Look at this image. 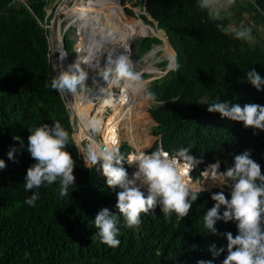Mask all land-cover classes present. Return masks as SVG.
I'll return each instance as SVG.
<instances>
[{
    "label": "trees",
    "instance_id": "trees-1",
    "mask_svg": "<svg viewBox=\"0 0 264 264\" xmlns=\"http://www.w3.org/2000/svg\"><path fill=\"white\" fill-rule=\"evenodd\" d=\"M27 2L0 0V159L7 165L0 169V264H197L200 260L221 264L226 252L214 257L209 248L226 246V238L211 234L203 216L215 203L211 194L222 190L230 199V189L213 187L210 178L199 184L190 177L196 187L213 188L200 194L187 217L180 219L173 213L166 218L157 207L141 214L138 229L126 227L115 208L119 189L109 188L102 172L85 166L73 137L69 109L62 94L51 87L55 76L48 33L39 22L48 4ZM145 7L146 13L140 16L150 26L156 21L166 32L180 66L153 80L148 89L157 98L149 107L157 124L150 130L156 139L148 151L163 148L175 154L188 148L190 154L203 159L195 169L198 179L205 164L206 168L220 161L225 169L235 155L250 150L264 174V131L209 113L208 105L201 103L264 106V90L257 91L246 78V72L253 69L264 78V39L260 36L263 42L248 43L217 27L235 20L264 26V0H235L231 16L221 21L211 20L198 7V0H146ZM162 42L155 35L143 37L137 55ZM168 63V59L160 62L162 66ZM57 121L69 133L65 150L75 161V185L65 197L59 195V182L25 191L27 169L35 163L27 152L29 129L51 127ZM14 136L23 139L22 149ZM12 146L20 149L18 162L8 159ZM119 148L125 156L133 150L126 141ZM33 191L39 199L29 206L25 201ZM105 207L118 216L120 244L115 248L95 235V216ZM215 227L220 234H237L234 222L220 220Z\"/></svg>",
    "mask_w": 264,
    "mask_h": 264
},
{
    "label": "clouds",
    "instance_id": "clouds-1",
    "mask_svg": "<svg viewBox=\"0 0 264 264\" xmlns=\"http://www.w3.org/2000/svg\"><path fill=\"white\" fill-rule=\"evenodd\" d=\"M234 4L235 0H198V7L206 11L213 21L231 16L230 10ZM93 19L91 36L84 54L66 69L61 64L59 74L51 82L52 89L61 94H77L86 87L91 71L95 73L93 85L101 94L107 95L105 102L108 104L113 103V90L117 88L120 90L119 102L127 103L136 97L147 101L144 103L146 106L149 101L157 102L155 93L148 90L142 73L136 70L130 58L124 54L113 55L109 51L108 46L116 39L114 29ZM217 27L225 34H233L238 40L253 42L251 27H236L232 24L224 26L219 23ZM179 67L176 57L171 56L167 70L175 71ZM246 78L257 91L264 90V78L255 69L247 71ZM201 103L208 105L209 113H219L222 118L242 123L244 128L264 131V106L260 104ZM87 126L95 133L101 131L99 120H90ZM29 132L27 152L35 163L27 169L25 191L59 182L60 197L67 196L69 187L75 185V161L65 150L69 141L68 131L57 121L51 127L45 124L34 130L29 129ZM13 139L19 141L20 149L24 147L21 137L14 136ZM120 146L117 139H112L108 146L93 142L84 149L78 148L85 166L102 172L109 188L119 189L116 192L115 208L123 216L126 227L138 229L142 223L141 214L155 211L157 207L161 208L166 218L175 213L183 219L189 215L192 203L202 192L214 186L221 189L227 187L230 189V199L222 190L212 193L211 199L215 203L203 216L204 227L213 235H223L227 241L226 246L218 250L215 244L211 245L209 251L214 257L226 252L221 264H264V174L260 164L251 158L250 150L235 155L232 165L225 169L220 161L210 163L206 168L205 164L199 183L206 177L214 184L213 187L205 188L196 187L190 181V173L203 163V159L190 154L188 148H181L175 154L158 148L154 152L148 151L150 154L143 150L132 155L137 152L134 148L125 156ZM20 149L12 146L7 153L8 159L18 162L16 154ZM125 164L135 170L129 174L131 168L127 170ZM6 167V162L0 159V169ZM191 178L196 180L194 176ZM38 199L39 193L33 191L25 203L35 206ZM222 206L224 211L221 214ZM220 220L225 223L234 222L237 234L233 236L230 231L218 233L215 225ZM94 225L98 229L95 235L101 243L113 248L119 246L117 213L107 207L102 208L95 216ZM197 264H212V261L200 260Z\"/></svg>",
    "mask_w": 264,
    "mask_h": 264
},
{
    "label": "built area",
    "instance_id": "built-area-1",
    "mask_svg": "<svg viewBox=\"0 0 264 264\" xmlns=\"http://www.w3.org/2000/svg\"><path fill=\"white\" fill-rule=\"evenodd\" d=\"M27 4L28 0H17ZM46 2L48 6L46 7V15L43 20L39 19L40 24L47 30L48 40H49V61L51 67L54 71V76L56 77L60 70L61 66L66 69L69 64L74 63L77 60V57L84 54V50L88 44L89 38L91 36L93 18L98 19L101 24H108L110 28L114 29V35L119 36L118 27L110 25L113 19V16L117 14L118 11L123 12L125 16L141 19V14L146 13L145 3L146 0H40ZM78 3H81L83 7H93L94 14L97 17H90L86 14H83L80 10H74V6H78ZM80 7V6H79ZM130 10L132 12H130ZM106 13V14H105ZM133 13V15L131 14ZM130 14V15H129ZM139 19V18H137ZM143 21V20H142ZM108 22V23H106ZM144 23V22H143ZM120 26V25H118ZM139 36V35H137ZM136 35L129 40L119 41L115 39L109 46V51L113 55L124 54L127 55L130 60L133 62L136 70L142 73V77L145 71V68H142L143 64L137 62L136 58H131L132 54V41L136 39ZM121 43V46L124 45V49L117 46ZM150 51V50H149ZM66 55V56H65ZM65 58L62 61V57ZM138 56V55H137ZM150 53L147 51L143 55L142 60L148 59ZM139 57V56H138ZM62 64V65H61ZM144 70V71H143ZM149 74H155V72H150ZM93 76L95 73L89 72V79L87 81L86 87L78 91L77 94L63 93L62 96L65 100L66 106L70 112L71 122L74 127V137L75 140L81 149L86 148L90 143L96 142L101 146H108L110 141L106 140V137L100 131L99 138L96 139V133L89 127L88 130H83L84 124H88L90 120L96 119L100 121L99 107L103 104V101L107 99L106 94H101L97 88L93 85ZM155 79V78H152ZM114 99L113 104L117 103L115 100L116 97H119L120 90L114 89ZM140 97L130 99L127 103L120 102L123 107L128 108L132 103L138 102ZM80 101L84 106L83 112H86V115L82 112L77 111L76 102ZM119 104V103H117ZM146 105H143L145 109ZM112 112V105H107L104 114L107 117ZM96 115V118L94 116ZM74 120V122L72 121ZM104 120V119H102ZM101 122V121H100ZM122 121L117 125L118 133L119 127ZM88 127V126H87ZM101 123V130H102ZM131 156V155H129ZM130 167V166H129ZM128 171L129 174L135 170L134 167H130ZM195 171V170H194ZM194 171L190 173V176H194Z\"/></svg>",
    "mask_w": 264,
    "mask_h": 264
},
{
    "label": "rangeland",
    "instance_id": "rangeland-1",
    "mask_svg": "<svg viewBox=\"0 0 264 264\" xmlns=\"http://www.w3.org/2000/svg\"><path fill=\"white\" fill-rule=\"evenodd\" d=\"M133 15V13H131ZM130 15V14H129ZM137 18L140 19L139 16H137ZM140 20H143V18L141 17ZM143 22L148 26L149 28V32L143 36H137L136 39H134L131 45V49H132V54L130 55L131 58H136L134 60H136L137 62H141L143 64V66L145 67V71L143 74V80L147 86V88L149 89L150 85H151V81H153L155 79L158 78H164L168 75L169 71L167 70V65L166 66H162L160 64V62L164 61L165 59H168L173 56V55H168L167 51L164 49L165 48V40H167V43L170 44L169 39L167 37V34L165 31H163V29L161 27L158 26V23L155 21L154 25H151L146 23L144 20ZM232 25L236 26V27H251L252 28V35H253V44H258L263 42L260 39V36L262 37V39H264V26L263 25H247L245 22H240L239 20H235ZM255 30L257 31V33H255ZM158 36L160 37L163 42L160 44H157L152 50L148 51L150 53V56L148 59L146 60H142V57L144 54H146L147 52H145L142 56L138 57L137 54L139 53V42L141 41V39L143 37L146 36ZM117 46H119L120 48H123L124 45L121 46V43H119ZM124 49V48H123ZM175 50V49H174ZM176 54V52H175ZM174 54V56H175ZM144 71V70H143ZM150 72H155V74H149ZM147 75V76H145ZM106 100L103 101V104L100 106H104V108L106 109L108 103L105 102ZM119 103V104H117ZM116 104H109L112 105V112L110 115H108L107 117L104 114V111L102 109H99V113H100V121L103 125L106 126V133H105V137L106 140L110 141L112 138L117 139L119 141V146L121 145V143L123 141H126L130 146H134L131 141L126 137V127H124V125L126 124L125 122L129 121L131 127H135L134 130L139 131L140 133V128L144 127V130L147 129V137L150 136L149 139V143L146 144L145 147H143V150L145 152H147L148 154H150L148 152V150L152 147L156 136H154L153 134H151L150 130L153 127V125H155V121L152 118V116L149 113V107L152 105L153 102L149 101V103L147 104V107H145V109L143 108L144 103H147V101L143 100L142 98L138 99V102H134L132 103L128 108H125L122 106V104H120L119 100H117ZM100 108V107H99ZM132 109H134L136 111V116L129 117L130 112L132 111ZM83 112V109L81 107V111ZM94 118H96V115L94 116ZM143 118H149L153 120V122L149 125H143V126H138V124L142 123L144 121ZM104 119V120H102ZM74 122V120H72ZM120 127H119V132L120 135L118 133V129H117V125L120 123ZM88 124H84L83 126V130H88L89 127H87ZM138 126V128H137ZM101 131L104 132V129H102ZM95 138L98 139L99 138V134L96 133ZM148 142V141H147ZM135 148V146L133 147V149ZM136 149V148H135ZM137 150V149H136ZM199 180H201V178H198V180L196 179L195 181L199 183ZM200 184V183H199ZM215 187V186H214ZM222 189H227V187H223Z\"/></svg>",
    "mask_w": 264,
    "mask_h": 264
},
{
    "label": "bare ground",
    "instance_id": "bare-ground-1",
    "mask_svg": "<svg viewBox=\"0 0 264 264\" xmlns=\"http://www.w3.org/2000/svg\"><path fill=\"white\" fill-rule=\"evenodd\" d=\"M74 10H80L83 14H86L90 17H93V16L97 17V15L94 14L93 7L92 8L88 7V6L83 7L81 3H78V6H74ZM106 23H108V22H106ZM110 25H114L115 27L116 26L118 27V32L120 35L116 36V39L119 41H122V40L127 41L131 38V36L134 37L135 35L136 36L137 35L143 36L150 31L148 26L145 23H143L142 20L137 19V18H133V17H129V16H125V14H123V12H121V11H118L117 14H115L113 16V19H112ZM118 25H120V26H118ZM164 40H165V48L164 49L167 51V54L168 55H174L175 54L174 48L170 44L167 43L166 39H164ZM142 68H145V67L142 66ZM113 99H114V97H113ZM115 100H118V97H116ZM76 107H77L78 112L81 111V107L84 110V106L78 100L76 102ZM99 109H102L103 111L105 110L104 106H100ZM82 114L85 115V113H82ZM134 116H136V111L134 109H132V111L129 114V117L133 118ZM143 119H144V121L142 123L138 124V126L139 125L140 126H143V125L146 126V125H149L152 123V120L149 118H143ZM125 123L126 124L124 125V127H126V137L131 141V143L137 149V152L134 155H136L140 152H143V147L146 146L147 141H148L147 129L144 130V127L143 128L141 127L140 133H139V131L134 130L135 127H131L129 121H127ZM138 126H137V128H138ZM102 129H104V132L102 131V133L105 136L106 126L103 125ZM119 140H118V142H119Z\"/></svg>",
    "mask_w": 264,
    "mask_h": 264
},
{
    "label": "water",
    "instance_id": "water-1",
    "mask_svg": "<svg viewBox=\"0 0 264 264\" xmlns=\"http://www.w3.org/2000/svg\"><path fill=\"white\" fill-rule=\"evenodd\" d=\"M164 31V30H163ZM176 52V51H175ZM176 55H177V52H176V54H175V57H176ZM154 121H155V119H154ZM155 124H157V122L155 121Z\"/></svg>",
    "mask_w": 264,
    "mask_h": 264
}]
</instances>
